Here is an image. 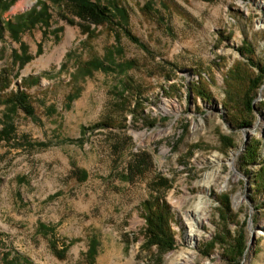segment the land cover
Listing matches in <instances>:
<instances>
[{"label": "rangeland", "instance_id": "1", "mask_svg": "<svg viewBox=\"0 0 264 264\" xmlns=\"http://www.w3.org/2000/svg\"><path fill=\"white\" fill-rule=\"evenodd\" d=\"M9 1L0 0V263L6 252L28 264H170L190 249L185 214L203 200L193 264H264V191L252 183L264 169V84L247 114L243 91L258 68L239 50L264 60V0H109L127 21L114 15L92 37L71 0H44L48 20L15 37L6 22L43 0ZM92 60L101 66L87 69ZM237 63L245 82L227 76L241 79ZM200 81L205 99L190 89ZM228 192L237 217L225 224ZM150 195L174 212L172 250L147 249ZM242 222V257L226 245L206 254Z\"/></svg>", "mask_w": 264, "mask_h": 264}, {"label": "trees", "instance_id": "2", "mask_svg": "<svg viewBox=\"0 0 264 264\" xmlns=\"http://www.w3.org/2000/svg\"><path fill=\"white\" fill-rule=\"evenodd\" d=\"M13 2V0L9 1V4ZM71 2L75 5L77 15L84 21V31L88 33V37H92L95 34V28L100 25H104L107 23H111L113 21V17L119 16L121 20L127 21V13L122 7L114 6L113 10H110L108 6L114 5V3H110L109 0H71ZM5 4L4 8H8ZM48 20V5L43 1H39V3L31 8L29 11L25 13V15H19L18 20L15 21H7L6 24L9 30L16 37L18 34V30L21 27H33L38 22H45ZM69 20V19H68ZM73 21V20H71ZM124 28V32L134 40H138V38L132 34L130 29L126 27L124 23H121ZM93 26V27H92ZM248 43V42H247ZM249 44V43H248ZM242 55L248 56V59L252 61V64L255 65L258 69L256 73H253L247 79L246 88L243 91V106L245 107V111L247 114L253 113L254 111V100L257 95V90L264 84V60L263 61H254L252 59L251 54H246V49L239 47ZM18 55V54H16ZM16 58V57H15ZM237 63L236 69L241 74V79L235 75H233L232 71L228 78L230 80L240 81L245 79L243 74V69L238 66ZM101 63H97L96 60L89 61L86 64V68L92 70L95 67H100ZM237 78V79H236ZM245 82V80H243ZM205 87L202 86V81L199 83L192 82L190 89L193 93H197L203 96V98H207L210 96L209 93L203 89ZM246 117V116H245ZM251 124V118L242 121L241 126H248ZM2 132H0V138H2ZM258 140L255 143H251L245 151L244 159L254 160L257 156V147ZM86 174V171H83ZM256 191H264V169L257 174V177L252 178ZM258 182V184L256 183ZM231 197L232 192L224 193L221 198V206H219L220 218L223 223H228L230 219L236 218L237 214L233 213L231 208ZM142 208L144 211L145 217V227H144V236H145V244L147 245V249H151L153 247H157L159 251H169L175 248V234L171 226V222L174 219V212L171 209L169 203L162 197L156 195H150L147 199L143 201ZM237 224V223H236ZM244 223H240V229L232 234L227 227L216 235V237L212 238L205 246H207L206 254L209 256L212 250L217 246L226 245V250L228 252L229 258H240L245 254L247 250V241L243 231ZM0 264H28V260L22 259L20 257L12 256L10 253L4 252L1 257Z\"/></svg>", "mask_w": 264, "mask_h": 264}, {"label": "bare ground", "instance_id": "3", "mask_svg": "<svg viewBox=\"0 0 264 264\" xmlns=\"http://www.w3.org/2000/svg\"><path fill=\"white\" fill-rule=\"evenodd\" d=\"M37 0H24L21 5L23 9L31 7ZM213 180L212 174H207L203 182L205 184H210ZM238 199V196L235 197V200ZM206 204L203 200H199L195 206L186 211L185 214V223L187 226L186 239L190 246V249L187 251L179 252L174 260L170 264H193L194 262V247L197 245L198 240L202 236V230L204 221L207 219L205 213Z\"/></svg>", "mask_w": 264, "mask_h": 264}]
</instances>
